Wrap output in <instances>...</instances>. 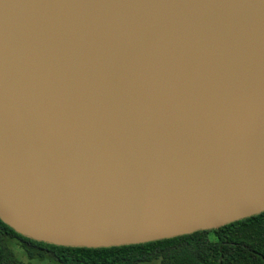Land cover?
<instances>
[{"label": "water", "instance_id": "water-1", "mask_svg": "<svg viewBox=\"0 0 264 264\" xmlns=\"http://www.w3.org/2000/svg\"><path fill=\"white\" fill-rule=\"evenodd\" d=\"M264 213V0H0V220L73 248Z\"/></svg>", "mask_w": 264, "mask_h": 264}, {"label": "trees", "instance_id": "trees-1", "mask_svg": "<svg viewBox=\"0 0 264 264\" xmlns=\"http://www.w3.org/2000/svg\"><path fill=\"white\" fill-rule=\"evenodd\" d=\"M30 260L58 264H264V213L216 230L111 248L56 246L26 238L0 220V264Z\"/></svg>", "mask_w": 264, "mask_h": 264}, {"label": "rangeland", "instance_id": "rangeland-1", "mask_svg": "<svg viewBox=\"0 0 264 264\" xmlns=\"http://www.w3.org/2000/svg\"><path fill=\"white\" fill-rule=\"evenodd\" d=\"M15 253L17 254L18 258L21 260L23 264H58L55 262H52L50 260H30L26 254H24L20 249L15 250Z\"/></svg>", "mask_w": 264, "mask_h": 264}]
</instances>
